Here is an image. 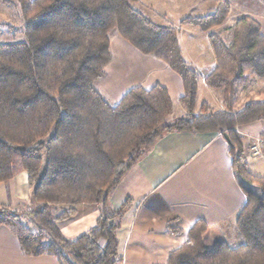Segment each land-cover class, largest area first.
<instances>
[{
  "label": "trees",
  "instance_id": "1",
  "mask_svg": "<svg viewBox=\"0 0 264 264\" xmlns=\"http://www.w3.org/2000/svg\"><path fill=\"white\" fill-rule=\"evenodd\" d=\"M136 2L0 0V6L17 9L24 38L0 44V184L23 172L31 190L27 210L0 205V226L10 229L25 256H53L59 264H121L117 232L126 205L113 209L110 193L163 135L215 133L226 136L234 171L262 194L246 192L235 221L241 244L219 241L206 248L208 226L200 220L166 264H264V177L249 173L236 132L264 119V89L261 99L236 108L244 89L264 79V32L249 15L224 27L230 14L224 2L178 26L153 23L134 8ZM183 25L207 34L215 66L204 83L221 94L222 109L198 104L199 75L179 43ZM111 31L178 75L182 117L165 124L174 105L160 85L131 88L116 105L102 97L96 84L112 59ZM80 205L97 206L99 217L93 228L68 240L59 225L75 218Z\"/></svg>",
  "mask_w": 264,
  "mask_h": 264
},
{
  "label": "crops",
  "instance_id": "2",
  "mask_svg": "<svg viewBox=\"0 0 264 264\" xmlns=\"http://www.w3.org/2000/svg\"><path fill=\"white\" fill-rule=\"evenodd\" d=\"M260 6V12L245 15L254 18L264 32V7ZM150 13L154 16L149 17L158 25L163 18L168 22L162 24L178 26L180 22L176 19L171 21L169 11L163 7L156 9L151 5ZM158 17L161 18L158 20ZM179 43L184 60L199 75L198 104L206 102L215 109H222L221 94L204 83L215 66L207 34L183 25ZM110 50L112 59L105 68V77L96 84L98 92L109 104L116 105L131 88L150 89L155 85L167 90L173 105L179 103L183 95L182 81L164 62L140 53L114 31L110 33ZM198 67L206 69L199 72ZM251 85L254 87H250L252 91L249 93L254 91L260 99L264 79H255ZM202 92L206 100L199 102ZM246 101L237 102V110ZM236 132L241 137H264V119L240 126ZM245 149L249 173L264 177V154L252 156L247 147ZM246 192L257 196L262 194L260 188L249 184L234 171L228 142L221 134L170 132L163 135L109 195L113 209L126 205L117 232L121 264H166L169 254L188 241L190 229L200 220L208 226L203 236L206 248L219 241L232 246L241 244L235 221L246 202ZM30 194L27 175L22 172L0 184V205L14 211L27 210L31 206ZM75 209V218L59 225L62 235L68 240L93 228L99 217L95 205H80ZM170 229L179 232L174 233ZM0 264L59 262L48 255H23L10 229L0 226Z\"/></svg>",
  "mask_w": 264,
  "mask_h": 264
},
{
  "label": "rangeland",
  "instance_id": "3",
  "mask_svg": "<svg viewBox=\"0 0 264 264\" xmlns=\"http://www.w3.org/2000/svg\"><path fill=\"white\" fill-rule=\"evenodd\" d=\"M221 2L230 5V14L228 16V19L226 20L224 27L231 26L232 24L235 23V21L238 18L244 16L245 14L248 13L254 14L260 12L258 7H261L260 6L261 3H259L260 2L259 0H137V2L134 4V8L137 11L141 12L146 18H148L150 21L154 23L151 17H149V16H154L153 13H150L151 5L156 9L158 7L166 8L169 11L168 13L169 19L171 21H174L176 19V21H178L187 17H193L196 15H201V16L205 15L209 12L210 8H215ZM142 4L146 6H143ZM262 7L264 6L262 5ZM146 11H148L149 13H146ZM160 18L158 17V20ZM161 20L162 21L160 22V25L162 26L170 25L169 23L162 24L167 21V18H163ZM0 24H4L6 26H11L12 28H16L17 31L20 30L22 23L19 19V13L17 9L14 7L0 6ZM12 28L8 29L7 27L6 28L0 27V31H1L0 44L15 43L24 40L21 32L13 31ZM222 29L223 28H220L219 30ZM204 69H206V67H198L199 72H203ZM261 81L262 80H260L259 83ZM252 86L253 85L250 84L244 89V91L240 94L239 98L237 99V102L239 101L242 102V100L243 101L247 100L246 102L250 100H258L257 96L254 95V91L251 94L249 93V91H252L250 90V87ZM204 98L205 95L202 92L199 98V102L206 100ZM183 111L184 110L179 105V103H174L173 116L168 118L165 124H170L171 122H173V120H175V118L182 117L183 114L182 115L180 114Z\"/></svg>",
  "mask_w": 264,
  "mask_h": 264
},
{
  "label": "built area",
  "instance_id": "4",
  "mask_svg": "<svg viewBox=\"0 0 264 264\" xmlns=\"http://www.w3.org/2000/svg\"><path fill=\"white\" fill-rule=\"evenodd\" d=\"M242 140L250 155L260 156L264 154V137L242 135Z\"/></svg>",
  "mask_w": 264,
  "mask_h": 264
},
{
  "label": "water",
  "instance_id": "5",
  "mask_svg": "<svg viewBox=\"0 0 264 264\" xmlns=\"http://www.w3.org/2000/svg\"><path fill=\"white\" fill-rule=\"evenodd\" d=\"M226 138V136H224Z\"/></svg>",
  "mask_w": 264,
  "mask_h": 264
}]
</instances>
